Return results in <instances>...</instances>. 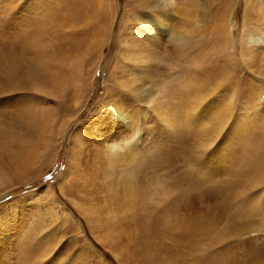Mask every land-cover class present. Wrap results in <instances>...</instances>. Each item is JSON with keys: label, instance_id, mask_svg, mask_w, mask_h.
I'll return each mask as SVG.
<instances>
[{"label": "rangeland", "instance_id": "1", "mask_svg": "<svg viewBox=\"0 0 264 264\" xmlns=\"http://www.w3.org/2000/svg\"><path fill=\"white\" fill-rule=\"evenodd\" d=\"M158 1L161 0H0V45L7 43L4 47L21 57L19 53L32 50L35 43L47 44L50 52L61 61V68L55 70H58L57 77L64 81L57 94L42 91L22 94L17 89L9 92L10 87L3 93L0 89V146L5 144L12 149L10 154L3 153L5 160L14 159V153L19 154L20 151L24 154L30 151L38 158L36 165L26 168L13 183L0 187V264H235L244 249L251 252L255 264H264V230L252 234L261 235L256 244L248 245L244 241V246L237 250L238 254L228 245L212 244L204 239L201 231L189 233L188 229L197 217L190 202L184 201L178 206L186 218L181 225H176L177 222L172 221L174 214L169 213L171 206L175 213L172 199L160 208L158 200L152 201L144 192L136 201L134 196H123L121 184L119 187L116 181L121 173L118 170L120 166L113 168V174L106 175L107 168L102 162L91 166L90 154L84 161H81L82 158L75 160L80 162V168L69 176L70 179L61 188V178L71 168L69 158L78 148L74 142L76 131L88 132L87 136L94 134L93 131L99 133L98 121H89L107 108V100L113 104L123 99V104L118 106L125 109V116L131 122L136 114L141 129L127 143V148L140 145L144 136L146 139L150 137L149 148L155 143L161 147V150H156L162 161L144 163L139 174L140 184L146 192L150 180L167 174L169 181L180 183L183 189L188 188L187 184L191 181L195 182L191 196L204 206L208 219H212L214 224H227L235 229L236 221L241 218L251 217L254 225L263 221L258 216H264L261 207L264 202V57L263 62H244L239 41H222L224 36L218 31L216 20L224 4L230 0H202L201 3L207 2L209 6L208 10L205 9V17L201 11L195 17L196 7L185 0H178L165 10ZM263 2L238 0L231 18L234 22L230 28L232 35L237 37L240 34L245 11L252 7L251 11L255 9V12L249 26L262 35L260 27L264 29V12H260L259 3ZM156 11L162 15L169 14L174 31L184 21L191 22L194 34L189 42L196 48L187 52L185 65L170 67L168 61H160V58L147 63L145 69L150 73L149 78L167 85L168 92L164 94V99L159 95L153 101L137 100L120 79L127 69L136 68L137 62L121 55L119 37L122 33L123 36L131 34L138 27L137 21L154 22ZM53 13H56L55 16L51 15ZM219 45L223 54L212 50L213 47L218 49ZM204 49L206 54H201L200 58L199 53ZM191 54L196 57L191 59ZM29 56L27 59L31 58L32 51ZM75 58L80 60L81 71L68 66V62ZM193 61L199 64L196 65L198 69L193 67ZM193 70L198 71L210 91L213 90L215 102L231 104L232 107L231 119L221 129L217 140L208 142L211 148H215L224 139L228 145L231 144L230 148L224 146L225 154L223 152L218 171L214 161L209 162L211 174L205 177L196 172L198 167L207 170L200 165L201 158L196 151L201 140L207 136L193 134L189 140L183 133L166 131L161 123V111L165 105L183 107L185 80ZM37 72L41 73V79L46 78L45 73L34 69V73ZM36 75L40 78V74ZM0 78L6 84V78ZM29 94L33 98H29ZM75 97L80 103L78 114ZM158 101L162 102L161 107H158ZM15 112L25 115L27 120L14 117ZM32 112L49 117L45 132L37 128L35 119L26 115ZM238 120H241L242 127L239 132L233 133L231 129ZM166 132L170 136H166ZM130 149L125 150L129 153ZM246 162L257 165L255 183L241 180L238 171L240 165ZM82 195H87L89 202L92 200L97 204L99 215L107 221L109 230L104 232L95 223H88L75 207L72 201L79 197L82 200ZM256 198H260L258 206L252 202ZM109 213L115 216L111 218ZM111 228L114 229L113 234L110 233ZM15 241L20 243L19 246Z\"/></svg>", "mask_w": 264, "mask_h": 264}, {"label": "bare ground", "instance_id": "2", "mask_svg": "<svg viewBox=\"0 0 264 264\" xmlns=\"http://www.w3.org/2000/svg\"><path fill=\"white\" fill-rule=\"evenodd\" d=\"M134 1L139 2L143 0H134ZM185 1L187 2V4L193 7H196L197 13L195 14V17H197V14H199L200 11L204 13V17L207 15V12L205 10V9L208 10L209 8L207 2L201 3L202 0H193V1L185 0ZM176 2L178 3V0H161L160 2L158 1L157 3H160V6L163 7L162 9L164 8L166 9L167 7L171 8L173 5H175ZM237 3H238V0H230V2L224 4L225 5L224 9L223 11H221L220 15L218 16L216 20V27L218 31L220 32V34L224 36V40L222 41L226 40L231 43H235L239 41L240 44L242 45V50H243L242 55L244 58V62L248 61L254 64L257 63V61L263 62L264 29L260 27V31L262 32V35L261 34L259 35L258 33H256L255 30H253L252 27L249 26L251 22V18H253L252 15L255 12V9L251 11L253 7L245 11V15H244L245 19H244L243 28L240 31V34H238L237 37L231 34L230 28H231V25L234 23L232 22L231 18L235 12L234 10H236L235 5ZM259 5H261L260 12L261 11L264 12V2L259 3ZM39 8H40V5H39ZM55 14L53 13L51 15L55 16ZM155 15L157 18L154 22L143 21L139 23L137 21L138 27L136 28L134 26L136 29L133 30L131 34L129 33L123 36L122 35L123 33H122L119 37L120 41L118 40L119 45H121V51H122L121 55H123L125 59H130V61L137 62L136 68L129 69V70L127 69V72L125 73V75H123L124 73L122 74L123 76L120 75V79L125 84L124 86L127 89V91H129L134 96H136L137 100L141 98V99H149L153 101L159 95H161V98L164 99V94L168 92L167 85L164 86V84L159 83L155 81L154 79L149 78L150 73L148 74V71H146L145 69L147 67V63L153 60L155 61L156 59L160 58L161 59V60L159 59L160 61H163V62L168 61L170 67H176L179 64L185 65L188 59L187 52L190 51L192 48L194 49L195 47V45L189 42L191 39V36L194 34V29L191 27V24H192L191 22L186 23L183 20L184 21L183 25L181 26L182 23H180L181 27L178 28L177 31H174L172 27L173 25L171 24V19H169V14L162 15L160 14L159 11H156ZM263 21H264V17H263ZM52 27L53 25L51 26V28ZM54 27H55V24H54ZM6 45L8 44L3 43L2 45H0V48L3 47L2 49H0V76L5 77L7 80V81L4 80L6 84L5 83L3 84V82L0 81L2 82L0 84V89L3 93L7 92L9 87H10L9 92L17 89L16 91H19L22 94L24 93L26 94V92L38 93L39 91L40 92L42 91L45 93H51V94H57L59 92L62 86V82L64 81L60 80L57 77L56 73L58 72V70H55V69L61 68L60 67L61 61L59 62L57 59L58 57L56 58V56H54L55 53L53 54V52L52 53L50 52L47 44L45 43L43 44L39 42L35 43L34 44L35 49L32 48V50L22 51V53H19L21 57H18L17 54L11 53L7 47H4ZM213 46L215 47L216 45H213ZM214 47L212 48V50H218V53H222L221 52L222 47H220V45L218 46V49ZM183 49H185V51ZM205 50L206 49H204V52L200 50L201 52L199 53V55L201 56V54H204V53L206 54ZM31 51H32V56H31ZM27 53L31 56L30 59H27V57L29 56V55L27 56ZM202 56L200 58H202ZM192 57L195 58L196 55L191 54V59ZM192 63L194 64L193 67L198 69L196 65H199V64H196L195 61H193ZM62 66H64V62H62ZM68 66L71 67V69H75L78 72V70L80 69V60L78 58L70 60L68 62ZM29 69H33V71ZM34 69L36 70L38 69L41 72L45 73L46 78L41 79V73L37 72L38 74H40V78H39L38 77L39 75L37 76L36 75L37 73L36 74L34 73ZM43 73H42V76H43ZM190 74H192V76ZM190 74L186 77V80H185L187 84L185 88V95L183 98L184 100L183 107L179 109V108H171L169 105L168 106L165 105L161 111V120H162L161 123H162V126H164V129L166 131L168 132L176 131V133L178 134L183 133V135L186 138H189V140L191 139V136L193 134H198V135L202 134L204 136L205 135L207 136V138H203L201 140L200 146L198 147L199 150L198 152L196 151V153L198 154V157L201 158L200 165L207 169L206 171H203V168L198 167L196 172L202 174L201 176L204 175L205 177L210 173L209 165L211 164H209V162L212 163V161H214L213 164L215 165L217 171L219 170L217 168H220L221 166L220 164L223 160V152L225 151L224 146L227 147L228 141L221 139L220 146H217L215 148H211L208 142L210 141L212 142V140L213 141L217 140V136H219L221 129L224 128L231 119L230 116L232 113V107H231V104L222 105V104L215 102V98L212 97L214 94V93L212 94L213 90L211 89L212 92L210 91V88H208L206 81L204 80L203 77H201V74L198 71L193 70ZM0 79L2 80L3 78H0ZM151 83L153 84L152 87H148V85H150ZM76 91L78 92L77 89ZM31 95L29 96V98L30 97L33 98ZM116 97L118 98V94ZM117 98H115V100ZM123 102H124L123 99H120V101H117L111 104L110 100H107V102L105 103V105L107 104L106 105L107 108L104 109L103 112L100 111L102 112L101 114L95 115L92 121H89V122L98 121V124L96 126L98 127V130L100 131L99 133L97 132L95 133V131H93L94 134L87 136L88 132L84 134L82 130L76 131L74 142H76L77 144L76 148L77 147L78 148L77 150L73 149L74 150L73 155H71L69 158L70 159L69 163L71 164L70 165L71 168L70 170H67L62 176L61 188H63V185L70 179L69 176L75 173L76 170H78L77 168L79 167L80 162L78 161L76 162L75 160H81L80 158H82L81 161H84L87 158V156L90 154L89 156L91 158L89 160V163L91 164V166H95L96 164L102 162L104 167L107 168L105 171L106 175L109 173L113 174L112 172L113 168H115L117 165L120 166V169L118 168V170L119 171L121 170V173L120 175L116 174L117 175L116 181H117L118 186L121 184L120 185L121 189L124 192L123 196L125 197L134 196L135 197L134 200L136 201L141 196V192L142 193L144 192V193H147L146 194L147 198L151 199L152 201L158 200L157 203L160 206V208H162L167 202H169L172 199L171 204L174 206L175 213H174V210L172 209V206L169 210V213L170 215L174 214V218L172 221L174 223L177 222V224L175 223L176 225H181L183 221H185V218H186L183 216V213L181 214L179 210L180 208L178 206L182 205L184 201L190 202L193 205V208L191 207L192 205L190 207L194 209V213L197 215V217L193 221V225L190 227V229H188L190 230L189 233H197V232L200 233L201 231L205 235L204 239L207 240L208 242L212 244L228 245L236 253L239 248H242L244 246L243 243L245 242L248 245L256 244L257 241L260 239L261 235L259 233L255 235H252V234L257 231L259 232V230H264V222H263L264 216H258L260 219L263 220L259 222L258 225H254L253 220L250 219L251 217H248L245 219L243 218L238 219L235 223L237 225V228L235 229L228 227L227 224H223V225L214 224L212 223V219L211 220L208 219L205 213V209H203L204 206L201 203H199L198 200L194 199L195 196L193 197L191 196L190 191L193 188L192 184L195 183L193 181L190 182L191 185L190 183L187 184L188 188L183 189L180 183H176L172 180L169 181L168 175L165 174L166 175L165 177L164 175H162L164 179H161L163 177L159 178L158 176L157 178L155 177L154 179L150 180V186L148 188V192L145 191L143 186L140 184L141 182L139 180V174L142 173L141 169L144 163L146 164L150 163L148 161L157 162L158 160L160 163L162 161V159H159V154L157 153V150H156L157 148H159L157 147L159 143L158 144L155 143L153 147L149 148L148 145H149L150 137L146 139V137L144 136L141 139H143L145 142L141 140L140 145L135 144L136 147L132 145V147H130L131 149L127 148L128 146L127 143L130 140H133L134 136L136 137V135L139 134V132H141V129L139 127L140 125L139 118L138 117L135 118L136 114H134L135 116H133L134 120L132 122L131 120L126 118L125 109L123 107L118 106L119 104H123ZM161 103L162 102L158 101V104H159L158 107H161ZM75 106H77V109L76 108L75 109H76V114H78L80 103L78 102V99L76 97H75ZM28 111L31 112L32 110L28 109ZM36 111H37L36 113L39 112V110L37 109ZM36 113H33V114L29 113L26 115H29V118L31 119H35L37 128L41 130L42 132H45L46 128L49 125V117L46 116V114L44 113L43 115L40 114L41 116ZM11 114L9 113L10 116ZM14 117L23 119L25 118V115H22L21 113L19 114L18 112V114H16ZM25 120L27 119L25 118ZM17 121H19V119ZM240 122L241 120H238L234 123V126L231 129V132L235 133V132L240 131L242 127V123ZM103 124H106V126H103ZM85 126L87 127V125ZM93 126L94 125H92V127ZM92 127H90V129ZM82 129L84 128L82 127ZM162 133L160 134L162 135ZM167 135H169V133H167L166 136ZM131 143L132 142H130V144ZM4 145L5 144L0 146V187H6L8 184L13 183L15 179H18L20 176H22L26 168L30 167V165L35 164L36 161L38 160L37 155H35L34 153L30 151L27 152V154H24L21 151H20L21 153L19 152V154L14 153V159L5 160L3 153L10 154L9 152L12 151V149L9 148L8 146L5 147ZM230 145H228L229 148H230ZM125 149H130V152L128 153V150L126 151ZM234 150H235V147H234ZM231 157H234V155L231 154ZM235 158L237 159V157ZM145 159H149V160H145ZM240 168L241 169L238 171V173L241 175V180L243 182H248V184L249 182H252V183L256 182L254 180L255 178L254 173H257V169H256L257 165L255 163L246 162V163H243V165H240ZM99 170L101 171V169ZM82 171H83L82 173L84 174L85 173L84 170ZM104 178L106 179L107 177H104ZM126 180H127V184H125ZM81 197H83V199L81 198L82 200H79L80 199L79 197L78 200L74 199V201L72 202L75 205V207L80 210L81 214L88 220V223H95L97 227L105 230L104 232L109 230V228L107 227V221L99 215L97 204L93 203L92 200L91 202H89L88 199L86 198L87 195L86 197L84 195H82ZM259 201H260V198L254 199V201H252L253 205L258 206ZM154 204L156 205V203ZM261 207L264 209V202H262ZM165 210L167 211V209ZM108 215H110V213ZM110 216L112 218L115 216V214L112 213ZM113 228H111L110 233L112 232V230L114 231L115 228L114 229ZM242 230L244 232H242ZM112 234L111 236H113ZM246 234L248 235V237H244V238L241 237ZM108 236L109 235H106L105 237H108ZM101 240H104V239L101 238ZM8 242H12V241L8 240ZM15 244L19 246L20 243L15 241ZM235 264H255V260L253 257H251V252H248L247 249L246 250L244 249L243 253L239 254L238 260L235 261Z\"/></svg>", "mask_w": 264, "mask_h": 264}]
</instances>
